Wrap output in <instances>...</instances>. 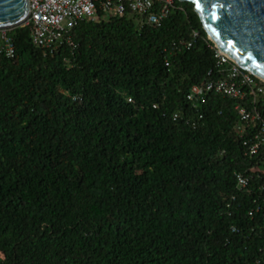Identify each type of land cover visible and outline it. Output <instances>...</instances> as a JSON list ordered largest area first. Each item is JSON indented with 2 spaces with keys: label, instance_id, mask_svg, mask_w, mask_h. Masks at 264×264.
I'll return each instance as SVG.
<instances>
[{
  "label": "trees",
  "instance_id": "1",
  "mask_svg": "<svg viewBox=\"0 0 264 264\" xmlns=\"http://www.w3.org/2000/svg\"><path fill=\"white\" fill-rule=\"evenodd\" d=\"M8 34L0 264H264V167L233 100L187 97L217 61L194 3L84 20L53 50Z\"/></svg>",
  "mask_w": 264,
  "mask_h": 264
},
{
  "label": "built area",
  "instance_id": "2",
  "mask_svg": "<svg viewBox=\"0 0 264 264\" xmlns=\"http://www.w3.org/2000/svg\"><path fill=\"white\" fill-rule=\"evenodd\" d=\"M31 12L22 25L30 28L32 42L50 50L63 43L73 44L71 31L84 20L130 15L139 24L159 26L169 16L173 0H29ZM0 28V52L15 55V45L8 31ZM191 45V44H190ZM215 72L204 85H194L187 95L194 102H204L210 93L229 98L238 115L236 130L243 136V145L252 158L264 167V81L233 60L213 43ZM213 71L209 72L211 75ZM132 99L129 98V101ZM179 117L174 114V119ZM244 187L248 179L238 174Z\"/></svg>",
  "mask_w": 264,
  "mask_h": 264
},
{
  "label": "water",
  "instance_id": "3",
  "mask_svg": "<svg viewBox=\"0 0 264 264\" xmlns=\"http://www.w3.org/2000/svg\"><path fill=\"white\" fill-rule=\"evenodd\" d=\"M181 1L194 3L213 43L264 79V0ZM30 12L29 0H0V28L22 25Z\"/></svg>",
  "mask_w": 264,
  "mask_h": 264
},
{
  "label": "bare ground",
  "instance_id": "4",
  "mask_svg": "<svg viewBox=\"0 0 264 264\" xmlns=\"http://www.w3.org/2000/svg\"><path fill=\"white\" fill-rule=\"evenodd\" d=\"M213 38V37H212ZM214 39V38H213ZM215 40V39H214ZM217 46L218 47H220V49H222L223 50V48L217 43ZM224 51V50H223ZM225 52V51H224ZM227 53V52H226ZM228 54V53H227ZM229 55V54H228ZM233 60H235L231 55H229ZM236 61V60H235ZM237 62V61H236ZM238 63V62H237ZM239 65H241L242 67H244L245 69H247V70H249L250 72H252V73H254L255 75H257L259 78H261L263 81H264V79L261 77V76H259L257 73H255L253 70H251L250 68H248V67H246V66H244V65H242V64H240V63H238Z\"/></svg>",
  "mask_w": 264,
  "mask_h": 264
},
{
  "label": "snow or ice",
  "instance_id": "5",
  "mask_svg": "<svg viewBox=\"0 0 264 264\" xmlns=\"http://www.w3.org/2000/svg\"><path fill=\"white\" fill-rule=\"evenodd\" d=\"M222 7V6H221Z\"/></svg>",
  "mask_w": 264,
  "mask_h": 264
}]
</instances>
